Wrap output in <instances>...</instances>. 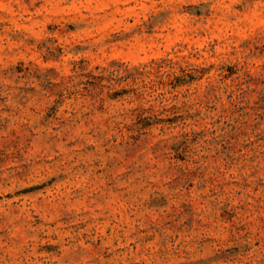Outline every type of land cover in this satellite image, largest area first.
<instances>
[{
  "label": "clouds",
  "instance_id": "clouds-1",
  "mask_svg": "<svg viewBox=\"0 0 264 264\" xmlns=\"http://www.w3.org/2000/svg\"><path fill=\"white\" fill-rule=\"evenodd\" d=\"M0 264H264V0H0Z\"/></svg>",
  "mask_w": 264,
  "mask_h": 264
}]
</instances>
